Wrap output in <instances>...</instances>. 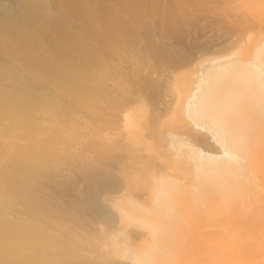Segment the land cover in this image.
<instances>
[{
    "label": "bare ground",
    "instance_id": "bare-ground-1",
    "mask_svg": "<svg viewBox=\"0 0 264 264\" xmlns=\"http://www.w3.org/2000/svg\"><path fill=\"white\" fill-rule=\"evenodd\" d=\"M212 1L0 0V264H264V0ZM223 8L239 26L213 20ZM191 13L221 30L178 56ZM90 39L121 64L169 61L145 84L140 124L142 99L107 110L108 62ZM80 105L106 116L101 134L68 133ZM72 175L88 187L66 207ZM99 185L117 204L87 200ZM84 219L95 231L72 236Z\"/></svg>",
    "mask_w": 264,
    "mask_h": 264
},
{
    "label": "rangeland",
    "instance_id": "rangeland-1",
    "mask_svg": "<svg viewBox=\"0 0 264 264\" xmlns=\"http://www.w3.org/2000/svg\"><path fill=\"white\" fill-rule=\"evenodd\" d=\"M212 2H215L214 0L212 1ZM63 7H64V5L63 4H61L60 6H59V11L61 12V13H63V12H65L67 9H63ZM228 6H226V8H227ZM230 7V6H229ZM228 7V8H229ZM226 8H223V10L224 9H226ZM218 9V8H217ZM230 9V8H229ZM228 9V10H229ZM50 10H51V8H50ZM223 10H220L222 13H226V15H225V17H223V16H220V15H223V14H218V17H219V19L218 20H216L215 18L213 19V20H215V21H222L221 23H223L224 24V22L226 21V23H225V25L223 26V24H220V22H219V26H221V27H223V30H225L224 29V27H226V25L227 24H229L230 23V27H233V28H235L236 26H239L235 21H233L231 18H230V20H228V18H229V16H228V14H227V9L225 10V12L223 11ZM196 12V11H195ZM194 12V13H195ZM220 12V13H221ZM193 13V14H194ZM209 13H211V12H209ZM192 13L191 14H189V16L191 15H193ZM212 14H213V12H212ZM65 15H67V16H69L70 15V12L68 11V13H66ZM215 14H213V16H214ZM185 16V15H184ZM188 15H186L185 16V18L187 17ZM194 17H200L201 19H199V18H195V20H193V18ZM194 17L193 18H191L193 21H195V24L196 25H199V26H197V27H199V28H197V27H195V24L193 23H191V22H193L192 20H187V18L186 19H184L185 21H187V22H190L189 24L191 25H194L193 27L192 26H188V24L187 23H184L183 22V24L185 25L186 24V26H184L185 28H183L184 29V32H183V29L182 28H180V29H182L181 31L183 32V33H185V34H187V35H183V33H182V37H181V40L183 41L185 38V42L183 41V43L179 40V42L177 43L178 45H180L181 43L182 44H184V45H182L183 47H180V46H178L177 44V48L178 47H180L181 48V50L179 51L178 49H176L177 50V53H179V55L178 56H182V55H185V53L186 52H191V51H195V50H197V48H199V45H203V37L204 36H202L204 33H203V30H209V26H211V24L213 23V27H210V28H213V30L214 31H219V30H221V29H219V28H221V27H217V22L215 23V21H206L205 19L203 20V22L204 23H206V24H204L203 22H202V17H201V15L200 14H198V13H196V15L194 14ZM207 17H209V18H206L207 20L208 19H210V15L208 14V16ZM215 17V16H214ZM221 17H223V18H221ZM190 18V17H189ZM197 19V20H196ZM199 19V20H198ZM232 20V21H231ZM201 21V22H200ZM206 21V22H205ZM224 21V22H223ZM229 21V23H227ZM67 24H69V21H68V23ZM204 24V25H203ZM217 24V25H216ZM201 25H203L202 27H201ZM228 25H227V27H229ZM89 28V27H88ZM242 28V27H241ZM219 29V30H218ZM187 30V31H186ZM214 31H212V32H214ZM93 33L95 34V32H94V30H93ZM181 33V32H180ZM215 33V32H214ZM83 34H85V35H83ZM102 34V33H101ZM190 34V35H189ZM209 34H211V30H210V33ZM216 34V33H215ZM77 36H78V38H80V39H84L85 37L87 38L88 37V34H86V33H82L81 34V32H79L78 34H77ZM200 36V37H199ZM212 36H213V34H212ZM188 37V38H187ZM211 36H209V38H210ZM98 38V37H97ZM179 39H180V37H178ZM197 38V39H196ZM207 38V37H206ZM205 37H204V39H206ZM79 39V40H80ZM87 39H89V37L87 38ZM176 39V38H175ZM208 39V38H207ZM212 39V38H211ZM92 42H96V43H98V41L97 40H95V39H90ZM193 40H194V42H193ZM208 40H210V39H208ZM100 41V40H99ZM189 41V42H188ZM197 41H198V44L199 45H197ZM205 42V41H204ZM196 44V45H195ZM98 49H100V51L102 52V55L103 56H101L102 58H105V60L108 62V64H107V67H106V65H105V68L106 69H104V72H106V70H107V72H108V74H110V75H108V77L110 76V78H109V80H108V78L106 77V76H104V75H102V80H103V82L106 84V85H109V87H111L112 89L114 88V90H113V92H114V96L113 95H111V96H113V97H109V98H106L105 99V101H107V103L106 102H104V104H106V106H107V110L110 112V114H112L113 112H115V109L117 110V105H119V107H121V106H126L127 105V103H129L132 99H134V100H138V99H142V101H138V102H140L141 104L140 105H144V113L143 114H140V113H138L137 111H139V110H137V109H134L133 110V113H134V115H135V117H136V121L138 122V124H140L142 121H143V119H146L147 118V115L149 114V111H150V109H151V105H152V102H151V100L149 99L150 98V92L149 91H147V89H145L144 87H146V85H147V82H149V81H147V80H157V79H159V76L161 75V74H163L162 72H165L166 70H165V68H166V66H167V68L166 69H169L170 68V65L168 66L167 64H169V61H167V64H166V61H165V66H164V64H162L160 67H159V69L158 68H155L156 66H153L154 64H155V62H154V58H153V56L154 55H152V53H150L151 51H148L147 52V54L148 55H146V57L145 56H143V55H140V54H137V56H135V55H132V54H126V56H125V58H124V62L121 64V63H119V61H114V60H109V58H107L106 57V53H105V48H104V46H102V44L100 43V45H99V43H98ZM185 46V47H184ZM197 46V47H196ZM102 48H104V49H102ZM173 48H174V46H173ZM175 49V48H174ZM173 49V50H174ZM182 49L184 50V52L182 51ZM175 50V51H176ZM179 51V52H178ZM182 51V52H181ZM174 51H172V53H173ZM181 53H183V54H181ZM151 54V55H150ZM139 55V56H138ZM173 55L175 56V52L173 53ZM134 56V57H133ZM147 56H149V57H147ZM129 57V58H128ZM127 58H128V61H127ZM133 58V59H132ZM148 60H147V59ZM131 59V60H130ZM152 59V60H151ZM135 60V61H134ZM127 61V62H126ZM130 61H131V63H130ZM135 62V63H134ZM154 64H153V63ZM137 63V64H136ZM128 64V65H127ZM123 65V66H122ZM125 65L127 66V67H125ZM135 65V66H134ZM118 66V67H117ZM164 66V67H163ZM120 67H122V68H120ZM123 67H124V70H126L125 72H123V70H121V69H123ZM151 67V68H150ZM153 67V68H152ZM147 68H149V69H147ZM160 68H161V74H159L160 73ZM136 69V70H135ZM138 69V70H137ZM139 69H140V72H139ZM155 69V70H154ZM134 70V71H133ZM151 70V71H150ZM155 72H154V71ZM120 71V72H119ZM136 71H138V74H136L137 72ZM156 71H158V72H156ZM127 72V73H126ZM142 72V73H141ZM141 73V74H140ZM154 73V74H153ZM124 74V75H123ZM145 75V76H144ZM106 77V78H105ZM161 77V76H160ZM146 80H145V79ZM148 78V79H147ZM132 79V80H131ZM137 79V80H136ZM143 79V80H142ZM138 80H140L139 82H138ZM120 81H122V82H120ZM134 81H136V82H134ZM144 81V82H143ZM146 81V82H145ZM126 83V84H125ZM137 83H139V85L141 86V87H143L142 89L138 86V84ZM118 84V85H117ZM125 84V85H124ZM135 84H137V86H135ZM146 84V85H145ZM127 85V86H126ZM125 87V88H124ZM136 87V88H135ZM137 88H140V89H138V91H137ZM143 89H145L147 92H149L148 93V95L149 96H147L146 95V91H143ZM140 90V91H139ZM144 92H145V94H144ZM149 97V98H148ZM65 99H67V102L70 100L69 98H65ZM131 99V100H130ZM71 102V103H70ZM70 102H68L69 104V106H75V104L74 103H72V101H70ZM70 104H73V105H70ZM78 104V103H77ZM80 104V103H79ZM103 104V103H102ZM120 104H122V105H120ZM81 106V105H80ZM89 106V105H88ZM88 106H81L82 107V109H83V111H85L86 113H84L85 115H83V117L85 118V119H83V120H85V121H83L82 119L80 120L79 118H76L75 119V122H74V124H72L73 122H72V120L74 121V119H71V131H70V129L68 130V133L71 135V133L73 132V131H76V130H74V129H78V127H82V128H80L83 132H85V133H88L89 131H94L95 130V133H97V135H99V134H101L102 133V131H103V124L105 123L104 121H106V120H108V119H106V116L103 114L102 115V117H101V115H99V114H97L96 112H94L92 109H91V111H89V107ZM104 106V105H103ZM117 106V107H116ZM86 107H88V108H86ZM116 107V108H115ZM118 107V108H119ZM91 108V107H90ZM115 108V109H114ZM85 109V110H84ZM86 109H87V111H86ZM107 111V112H108ZM87 112H89L88 114H87ZM93 112H94V114H93ZM93 114V116H92V114ZM96 113V114H95ZM91 115V116H90ZM99 115V116H98ZM103 116H105L104 118H103ZM109 116V115H108ZM93 117V118H92ZM97 117H99V118H102L101 120L99 119V118H97ZM65 118V117H64ZM109 118V117H108ZM65 119H67V118H65ZM99 119V120H98ZM104 119V120H103ZM69 121H70V119H68ZM76 120H78V121H76ZM90 122H89V121ZM95 120V121H94ZM80 121H82V122H80ZM94 122H95V125H94ZM98 122H99V125H98ZM70 123V122H69ZM79 123H80V126H79ZM97 123V124H96ZM89 125V126H88ZM109 125V127H108V129L106 130V132H108V133H110V134H113V133H115V132H117L118 131V127H117V122L116 121H114V120H111V121H109L108 123H107V126ZM96 126V127H95ZM100 126V127H99ZM72 128H73V131H72ZM88 129V130H87ZM70 131V132H69ZM75 133V132H74ZM88 137V136H87ZM86 136H85V138H84V140L87 138ZM89 138V137H88ZM89 139H91V138H89ZM89 139H87V140H89ZM83 140V141H84ZM92 140V139H91ZM90 140V141H91ZM89 142V141H88ZM87 142V143H88ZM84 143V142H83ZM86 143V142H85ZM201 149H202V146H199ZM121 174V173H120ZM119 174V175H120ZM71 176V175H70ZM69 176V179H68V181L65 183V185H61L60 184V187H59V190L60 191H63V189H64V191H65V195L63 196L64 197V200H62L61 202H63V204H64V202H65V205H66V207L67 206H69V205H71L75 200H76V195H78V190L79 191H82L83 189L85 190V188L86 187H88V184H87V182L85 181V184H82V183H84V181H81V183L79 184V185H77V187L75 188V180H76V178H74L75 176H73V178H71ZM122 176V175H121ZM73 179V180H72ZM85 179V178H84ZM72 180V181H71ZM68 183V184H67ZM77 184V183H76ZM98 184H100V183H98ZM97 184V185H98ZM102 184V183H101ZM72 185H74V186H72ZM64 186V187H63ZM69 186H70V188H69ZM67 187V188H66ZM63 188V189H62ZM82 188V189H81ZM71 189V190H70ZM73 190V191H72ZM104 190H103V188H102V185H99L95 190H92V192L90 191V192H87V193H85L84 195L86 196V198H87V200H89V201H91L92 199L93 200H95V199H98L99 200V198L101 197V195H102V197L100 198L101 199V202L104 204V206H108V205H111V206H113L114 204H117L116 203V199H115V195H118L119 193H103L102 194V192H103ZM69 193L71 194V196L69 195ZM98 195H99V197H98ZM93 200L91 201V202H93ZM100 201V200H99ZM66 202L67 203H71V204H66ZM65 207V208H66ZM70 207V206H69ZM68 207V208H69ZM67 209V208H66ZM95 211V210H94ZM94 211H93V213L91 212V216H93L92 214H94ZM90 216V217H91ZM87 217H89V215L87 216ZM88 219V218H87ZM90 219H92V217L90 218ZM90 219L89 220H87V222L85 221V219L84 220H82L81 221V223H83V224H77V223H75V224H77V227L76 228H74V230L72 229L71 230V228H73L74 226H76V225H74L73 224V227L72 226H70V227H68L67 228V230L69 229L70 231H72L73 232V234H72V236H74V237H76L77 236V234H81V233H83L80 229H85L86 228V226H87V230L86 231H84V232H91V230L90 231H88L89 230V227H88V225L90 226V229H92V231H95V230H93V227H94V225H92V222L91 223H89V221H90ZM92 221V220H91ZM87 223V225H86V223ZM85 225V226H84ZM81 226V227H80ZM113 227V226H112ZM111 227V228H112ZM78 228V229H77ZM126 228H127V230H126V234L124 233V235H128V237H131V235H134L133 233L131 234V232L133 231L132 229H134L135 228V226H132V225H127L126 226ZM75 229H77V233H75L76 232V230ZM78 230L80 231V232H78ZM106 231H108V230H110L109 228H106L105 229ZM132 230V231H131ZM111 231V230H110ZM131 231V232H130ZM103 232V231H102ZM109 232V231H108ZM74 233L76 234V236L74 235ZM93 233V232H92ZM105 233V232H104ZM103 233V234H104ZM128 233V234H127ZM70 234V233H69ZM70 234V235H71ZM91 234V233H90ZM94 234V233H93ZM92 235V234H91ZM118 235H120V234H118ZM79 236V235H78ZM93 236V235H92ZM133 237V236H132ZM84 251H85V249H84ZM83 252V251H82ZM87 252V251H86ZM79 253V252H78ZM83 253H85V252H83ZM82 254V253H81ZM79 255H80V253H79ZM80 257V256H79ZM83 257L84 258H86L85 257V255L83 254ZM87 261H90V260H87ZM108 262H110V263H108V264H115V263H113L111 260H107Z\"/></svg>",
    "mask_w": 264,
    "mask_h": 264
}]
</instances>
